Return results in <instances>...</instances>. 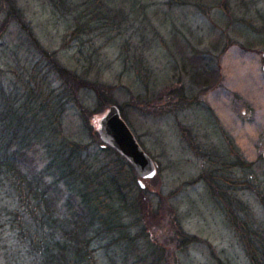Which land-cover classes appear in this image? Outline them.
I'll list each match as a JSON object with an SVG mask.
<instances>
[{
	"label": "rangeland",
	"instance_id": "374dc122",
	"mask_svg": "<svg viewBox=\"0 0 264 264\" xmlns=\"http://www.w3.org/2000/svg\"><path fill=\"white\" fill-rule=\"evenodd\" d=\"M67 1L57 8L52 0H15L37 43L63 69L83 78L81 84L99 87L111 101L123 106L126 123L155 162L159 176L142 180L154 211L151 214L148 205L145 224L153 229L151 239H158L154 233L170 235L174 238L166 244L171 248L179 246L177 236L200 241L188 244L181 252L174 250L176 254L169 260L172 264L176 256L179 264H249L225 215L211 200L208 186L205 182L191 183L207 167L206 153L229 151L232 141L250 163L259 162L264 155V31L259 28L264 0H99L101 5H111L114 14L117 10L128 13L126 20L111 27L95 18L81 16L77 20L84 9L78 6L93 0ZM221 4L227 11L221 9ZM242 19H254L255 28L260 30L246 28ZM5 20L6 13L0 17V69L4 73L0 79L5 94L11 90L8 83L15 90L13 82L18 83V76H28L33 69L46 71L51 88L60 92V75H49L30 36L16 21L6 25ZM80 23L84 26L79 27ZM194 54L201 56V66L216 67L218 62L222 84L200 86L209 87L201 98L205 104L176 116L144 114L139 106L145 95L162 96L163 91L179 86V76L188 83L182 67L185 58L189 63L191 58L195 60ZM139 57L151 76H140ZM73 82L71 87L76 89L78 84ZM103 107L95 91L80 89L65 108L66 137L97 153L99 120L109 110ZM194 144L204 152L196 151ZM7 190L0 191V264H44L10 226L8 211L15 205ZM239 198L264 225L260 198L251 191L243 192ZM109 251L95 246L98 264H123L118 255ZM135 263L130 260L127 264Z\"/></svg>",
	"mask_w": 264,
	"mask_h": 264
},
{
	"label": "trees",
	"instance_id": "16d2710c",
	"mask_svg": "<svg viewBox=\"0 0 264 264\" xmlns=\"http://www.w3.org/2000/svg\"><path fill=\"white\" fill-rule=\"evenodd\" d=\"M52 1L57 8L68 2ZM98 2L93 0L78 6L84 9L77 20L81 16L95 18L106 21L105 26L109 27L126 20V11L117 10L114 14L111 5ZM220 7L227 11L225 4ZM73 8L72 5L69 9ZM4 13L6 25L16 21L41 53L49 75H60L63 83L58 92L51 88L46 71L33 69L28 76H18V83L13 82L15 90L12 83H8L11 90L5 94L4 82L0 79V191L8 188L6 193L14 200V208L8 211L10 226L44 264H98L95 246L113 251L123 264L130 260H136L135 264H172L169 260L174 254L200 241L177 236L179 246L171 248L166 243L174 237L164 233H154L158 239L153 241V229L145 224L148 205L152 209L151 197L147 187L140 186L132 163L112 146L104 144L99 135L96 139L99 151L91 153L88 145L72 141L64 133L65 108L74 101L80 89L95 91L103 110L119 107L125 120L123 106L111 101L99 87L90 88L93 84L87 82L83 85L80 83L83 78L63 69L37 43L15 0H0V17ZM227 16L231 20L230 15ZM259 20V28L264 31V15L259 14ZM242 22L246 28L260 30L255 28L254 19H242ZM82 26L80 23L79 27ZM194 55L195 60L193 57L189 63L185 58L187 61L182 67L181 73H185L188 83L179 76V86L163 91L162 96L149 98L145 95L139 106L144 114L163 117L172 113L176 116L185 109L205 104L201 98L209 87L200 89V86L214 87L216 84L219 87L222 84L218 62L216 67L201 66V56ZM138 61L140 76H151L145 61L142 58ZM3 74L0 69V78ZM72 80L78 84L76 89L71 87ZM204 80L206 83L202 82ZM196 146L194 144L193 148ZM195 150L204 152L202 147ZM204 157L208 165L191 184L205 182L211 200L225 215L249 264H264V225L239 198L245 191L254 192L264 207V155L259 157V162L250 163L232 141L229 151H213ZM172 218L179 222L173 215ZM174 258L175 264H179V257Z\"/></svg>",
	"mask_w": 264,
	"mask_h": 264
},
{
	"label": "water",
	"instance_id": "95a60500",
	"mask_svg": "<svg viewBox=\"0 0 264 264\" xmlns=\"http://www.w3.org/2000/svg\"><path fill=\"white\" fill-rule=\"evenodd\" d=\"M264 72V66H263ZM98 132L104 144L112 146L118 153L125 156L137 172L142 188V180L153 179L157 174L153 159L142 149L135 135L123 119L117 106H111L102 116L98 124Z\"/></svg>",
	"mask_w": 264,
	"mask_h": 264
}]
</instances>
